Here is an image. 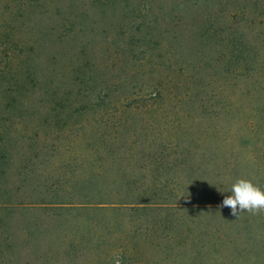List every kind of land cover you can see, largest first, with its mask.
I'll use <instances>...</instances> for the list:
<instances>
[{"label": "trees", "instance_id": "16d2710c", "mask_svg": "<svg viewBox=\"0 0 264 264\" xmlns=\"http://www.w3.org/2000/svg\"><path fill=\"white\" fill-rule=\"evenodd\" d=\"M213 1V14L200 13V123L159 125L152 104L132 105L140 123L126 118L127 109L107 110L103 124L63 131V140L52 145L31 143L26 164L8 169L1 167L18 151L0 127V209L92 211L89 231L97 242L108 235L126 246L132 241L128 248L138 256L162 252L179 264H264V213L234 216L221 207L237 179L264 191V109L246 108L243 115L260 116L254 124H224L221 118L230 115L225 106L244 108L217 91L223 84H214L264 71V0ZM235 13L242 14L238 21ZM102 97L96 95L92 106ZM65 134L72 138L65 141Z\"/></svg>", "mask_w": 264, "mask_h": 264}, {"label": "rangeland", "instance_id": "374dc122", "mask_svg": "<svg viewBox=\"0 0 264 264\" xmlns=\"http://www.w3.org/2000/svg\"><path fill=\"white\" fill-rule=\"evenodd\" d=\"M216 9L213 0H0V127L18 151L1 168L26 164L33 142L52 145L63 131L103 124L107 110L127 109L140 123L137 103L152 104L159 125L200 123V13ZM221 80L217 91L244 108L225 106L221 121L256 123L260 116L243 113L252 104L264 109V71ZM96 95L103 97L93 107ZM94 215L0 209V264L180 263L162 252L138 256L132 241L109 235L97 242Z\"/></svg>", "mask_w": 264, "mask_h": 264}, {"label": "clouds", "instance_id": "9594fccd", "mask_svg": "<svg viewBox=\"0 0 264 264\" xmlns=\"http://www.w3.org/2000/svg\"><path fill=\"white\" fill-rule=\"evenodd\" d=\"M231 195L223 199L221 207H229L235 216L241 211L264 213V191L250 179H237L230 189ZM116 264H120L117 259Z\"/></svg>", "mask_w": 264, "mask_h": 264}]
</instances>
